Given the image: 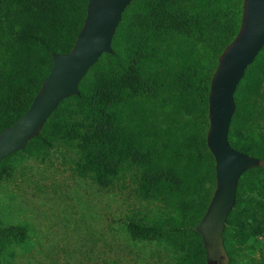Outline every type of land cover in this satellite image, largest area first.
<instances>
[{
    "label": "trees",
    "instance_id": "obj_1",
    "mask_svg": "<svg viewBox=\"0 0 264 264\" xmlns=\"http://www.w3.org/2000/svg\"><path fill=\"white\" fill-rule=\"evenodd\" d=\"M87 0H0V131L28 107L51 66L67 52ZM242 0H131L102 52L24 147L0 159V177L19 161L62 148L70 169L101 188L132 171L134 192L160 203L152 218L125 223L135 240L171 254L166 264H208L195 230L214 188L205 144L207 92L217 56L237 32ZM227 141L260 164L243 171L222 231L227 264L264 237V44L232 93ZM25 228L0 224V264Z\"/></svg>",
    "mask_w": 264,
    "mask_h": 264
},
{
    "label": "rangeland",
    "instance_id": "obj_2",
    "mask_svg": "<svg viewBox=\"0 0 264 264\" xmlns=\"http://www.w3.org/2000/svg\"><path fill=\"white\" fill-rule=\"evenodd\" d=\"M132 173L101 188L71 171L62 148L17 162L0 177V224L24 227L26 238L5 252L2 264H166L171 254L162 245L125 231L127 220L161 209L135 194ZM247 242L254 247L247 257L264 258V237Z\"/></svg>",
    "mask_w": 264,
    "mask_h": 264
},
{
    "label": "water",
    "instance_id": "obj_3",
    "mask_svg": "<svg viewBox=\"0 0 264 264\" xmlns=\"http://www.w3.org/2000/svg\"><path fill=\"white\" fill-rule=\"evenodd\" d=\"M129 1L87 0L82 24L70 49L52 53L50 69L28 107L0 131V159L23 148L57 103L78 92V81L97 57L102 52H111V37ZM263 44L264 0H242L237 32L217 56L207 92L205 144L214 161L215 184L195 230L208 264H227L222 231L234 203L236 182L243 171L260 164L258 158L229 145L227 130L234 111L232 93Z\"/></svg>",
    "mask_w": 264,
    "mask_h": 264
}]
</instances>
